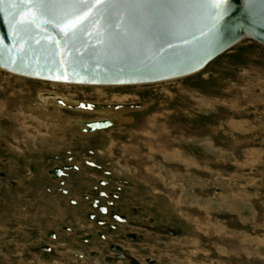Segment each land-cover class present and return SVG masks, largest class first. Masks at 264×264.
Instances as JSON below:
<instances>
[{
	"label": "rangeland",
	"instance_id": "obj_1",
	"mask_svg": "<svg viewBox=\"0 0 264 264\" xmlns=\"http://www.w3.org/2000/svg\"><path fill=\"white\" fill-rule=\"evenodd\" d=\"M243 40L201 71L153 85L64 86L0 70V131L8 136V125L16 126L12 137L20 136L23 143H12L13 149L23 154L25 146L29 160H38L41 139L50 140V129L57 125L45 115L54 109L79 125L110 121V128L95 131L87 140L70 132L63 136L67 142L92 141L101 164L121 175L110 182L113 187L124 185L123 200L154 219L155 230L139 231L145 243L126 245L139 262L148 264L141 260L147 257L155 264H264V47ZM44 95L75 99L66 101L71 107L56 102L44 106ZM78 102L142 107L86 112L72 108ZM35 125L39 133L33 137L29 127ZM17 156L13 154V164L19 162ZM46 162L45 169L56 165ZM93 181L74 182L72 197L84 193ZM43 186L51 188L49 196L39 186L29 190L35 196L28 197V203L36 204L43 195L44 230L53 228L45 220L51 217L71 225L76 235L86 232L76 229L80 219L75 225L70 221L76 213L63 200H55L53 186L46 181ZM3 217L2 264H131L74 258L67 254L72 237L65 235L50 243L55 246L51 254L28 253L32 238L20 242L12 237L16 245L8 246L9 226Z\"/></svg>",
	"mask_w": 264,
	"mask_h": 264
},
{
	"label": "water",
	"instance_id": "obj_2",
	"mask_svg": "<svg viewBox=\"0 0 264 264\" xmlns=\"http://www.w3.org/2000/svg\"><path fill=\"white\" fill-rule=\"evenodd\" d=\"M243 39L264 47V0H0V69L45 82L175 80L201 71ZM141 107L72 106L88 112ZM84 125L95 132L111 122Z\"/></svg>",
	"mask_w": 264,
	"mask_h": 264
},
{
	"label": "flooded vegetation",
	"instance_id": "obj_3",
	"mask_svg": "<svg viewBox=\"0 0 264 264\" xmlns=\"http://www.w3.org/2000/svg\"><path fill=\"white\" fill-rule=\"evenodd\" d=\"M68 97L73 99L72 95H68ZM56 98L60 99L64 105L71 104L66 102L67 100L72 101L68 98H58V96ZM56 98H43L42 102L44 106H49L55 103ZM37 110L42 111L39 107ZM45 115L57 125L50 129L52 137L49 143L52 148H48L45 145L46 142L41 139L38 160H29L31 154L26 151L27 147L25 146L21 147L23 154L16 150L23 143L19 139L20 136H18V143L15 142L17 138L14 140L12 137L13 131L18 129L16 126L8 125V129H10L7 130L10 133L8 136H4L0 131V220L2 215H5L3 217L6 218L5 224L9 226L6 231L10 236V239L6 240L7 245L15 244V242H11L12 237L19 239L20 242H27L32 238L30 246L27 247L28 253L51 254L55 246L50 243H58L65 235L64 238L72 237L68 242L71 250H68L67 254L70 253L74 258H83L88 261L102 259L108 263L125 260L131 264H142L139 262L138 255L133 254L127 246L145 243V235L140 232L141 230H155L154 219L150 214L142 213L140 207L132 206L129 199L123 200L124 185L113 187L110 182L114 176L121 175L101 164L92 149V141L88 143L67 142L63 136L70 132L74 137L87 140L97 133L91 134L86 126L74 127L73 122L67 120L70 116L56 109ZM61 115L63 117L60 119ZM69 124L71 125L69 126ZM12 143L17 145L15 149H13ZM84 153L86 154L83 155ZM13 154L20 157L17 165L13 164ZM45 161L48 164L55 163L56 165L45 169L43 167ZM91 179L94 181L87 186L86 191L73 198L72 195L76 191L74 182L88 184ZM44 181L53 186L56 193L55 200H63L68 209L76 213L70 220L75 225L79 222L76 218L80 219V222L76 224V229L86 228V232L76 235L75 229L71 225L54 221L51 217L45 220L46 222L51 221L53 228L44 230L43 195L49 196L51 193L50 187L43 186ZM121 182L125 184L124 181ZM39 186H41V193L44 194L38 195L36 204L30 205L28 197L33 198L35 195L32 196L29 190L39 188ZM18 191L22 193L17 194ZM141 260L148 264H155L153 258L145 257ZM0 264L2 263L0 262Z\"/></svg>",
	"mask_w": 264,
	"mask_h": 264
},
{
	"label": "bare ground",
	"instance_id": "obj_4",
	"mask_svg": "<svg viewBox=\"0 0 264 264\" xmlns=\"http://www.w3.org/2000/svg\"><path fill=\"white\" fill-rule=\"evenodd\" d=\"M244 41V40H243ZM260 45V44H259ZM1 70V69H0ZM12 75V74H11ZM15 76V75H14ZM20 77V76H19ZM26 79H28V78H26ZM180 79V78H179ZM30 80H33V79H30ZM176 80V79H175ZM35 81H39V80H35ZM169 81H173V80H169ZM40 82H45V81H40ZM164 82H168V81H164ZM49 83H53V82H49ZM157 83H163V82H157ZM56 84H59V83H56ZM152 85L153 84H155V83H151ZM63 85H73V86H81V85H77V84H63ZM143 85H145V84H143ZM83 86V85H82ZM131 86H135V85H131ZM100 87H115V86H100ZM16 91V90H15ZM17 94V93H16ZM10 95V94H9ZM17 96V95H16ZM55 98V97H54ZM57 99V98H56ZM55 99V100H56ZM64 101V100H63ZM2 102L3 101H0V103L2 104ZM0 104V105H1ZM87 112V111H86ZM22 115V114H21ZM20 115V116H21ZM8 119V118H7ZM9 120H10V118H9ZM12 120V119H11ZM101 120H103V119H101ZM15 120H13L12 121V123L14 122ZM71 122H73V124H74V127H76V128H78V127H80V126H86V125H84V123L85 122H88V121H83V123L81 124V125H79V123L78 122H76L75 120H72ZM22 124H23V122H22ZM35 124V123H34ZM16 125H17V123H16ZM22 127V126H21ZM23 128V127H22ZM26 128V127H25ZM28 128V127H27ZM26 128V129H27ZM33 128V129H32ZM38 128H39V126H37V125H35V126H30L29 127V129H31V131H36L37 133H38ZM30 131V130H29ZM90 132V131H89ZM91 134H93L94 132H90ZM15 139V138H14ZM19 142V141H18ZM9 243V242H8Z\"/></svg>",
	"mask_w": 264,
	"mask_h": 264
},
{
	"label": "crops",
	"instance_id": "obj_5",
	"mask_svg": "<svg viewBox=\"0 0 264 264\" xmlns=\"http://www.w3.org/2000/svg\"><path fill=\"white\" fill-rule=\"evenodd\" d=\"M20 131H21V129H20ZM16 132H17V131H16ZM25 132H26V131H25ZM33 132H35V133H33ZM31 133H32L31 135H33V137H34L35 135L37 136V134H38L39 132L37 133L36 131H32ZM16 134H17V133H16ZM17 136H18V135H17ZM18 141H19V140H18V138H17V139L15 140V142L18 143ZM42 141H45V142H46L45 145L48 146V148H52L51 144L49 143L50 140H48V139L45 138V139H42ZM30 143H31V142H30ZM42 143H43V142H42ZM21 149H22V148H21ZM18 150H19V149H18ZM15 165H17L16 162H15Z\"/></svg>",
	"mask_w": 264,
	"mask_h": 264
}]
</instances>
